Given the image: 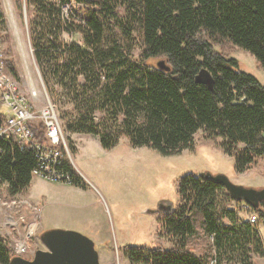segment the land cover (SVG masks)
Wrapping results in <instances>:
<instances>
[{"label":"trees","instance_id":"1","mask_svg":"<svg viewBox=\"0 0 264 264\" xmlns=\"http://www.w3.org/2000/svg\"><path fill=\"white\" fill-rule=\"evenodd\" d=\"M23 2L33 56L49 97L58 101L64 130L95 134L103 149L126 137L131 146L162 155L192 149L201 131L233 158L236 172L264 157V86L225 53L244 49L264 70V0ZM63 33L79 34L81 43ZM200 72L210 84L197 79ZM58 88L70 108L59 104ZM34 131L43 141V132ZM37 161L30 148L0 139V183L10 194L30 183ZM60 171L86 187L66 157ZM199 174L177 177L178 201L160 212L170 246L124 245L130 263L252 264L253 253L264 256L258 225L230 207L234 199L223 184ZM253 210L264 229V201ZM13 255L0 237V263Z\"/></svg>","mask_w":264,"mask_h":264},{"label":"rangeland","instance_id":"2","mask_svg":"<svg viewBox=\"0 0 264 264\" xmlns=\"http://www.w3.org/2000/svg\"><path fill=\"white\" fill-rule=\"evenodd\" d=\"M0 6L4 15L0 28L10 78L34 109L39 110L50 99L59 115L58 101L49 97L33 56L23 0L21 11L16 0H0ZM62 36L66 41L81 43L79 34L63 33ZM214 48L226 49L222 45ZM225 53L235 57L240 67L256 76L264 86V70L253 55L236 46L226 49ZM31 86L34 97L30 95ZM57 90L61 95L59 104L70 108V104H65V93ZM64 127H61L64 156L86 187L47 180L32 173L30 183L18 193L3 192L6 196L0 203V237L7 241L14 254L31 258L37 248H44L39 233L56 227L89 236L98 251L100 264H133L124 256V245L156 242L170 246L171 242L161 231L160 212L156 207L159 202L177 203L175 179L183 172H221L234 183L264 187V157L258 158L251 168L236 172L233 158L203 137L201 131L194 135L192 149L162 155L145 146L133 147L126 137H121L113 148L103 149L97 135L66 131ZM147 209L151 211L146 212ZM238 212L247 219L245 212L239 209ZM254 223L264 243V229L257 220ZM252 264H264V256L253 253Z\"/></svg>","mask_w":264,"mask_h":264},{"label":"built area","instance_id":"3","mask_svg":"<svg viewBox=\"0 0 264 264\" xmlns=\"http://www.w3.org/2000/svg\"><path fill=\"white\" fill-rule=\"evenodd\" d=\"M2 19L0 17V27ZM29 89L30 95L34 97V87ZM49 100L39 110L34 109L33 104L22 95L10 78L6 66L3 32L0 28V139L13 140L19 146L28 147L36 153L37 167L32 173L47 180L64 182L69 178L60 171V165L65 158L64 150L60 148V144L64 142L63 133L58 112ZM34 127L43 132V141L36 140ZM3 192H8L7 185L0 183V203L6 196ZM233 202L230 207L245 212V217L253 223L257 220L251 205L245 201Z\"/></svg>","mask_w":264,"mask_h":264},{"label":"water","instance_id":"4","mask_svg":"<svg viewBox=\"0 0 264 264\" xmlns=\"http://www.w3.org/2000/svg\"><path fill=\"white\" fill-rule=\"evenodd\" d=\"M160 68L167 69L163 60L156 62ZM198 80L210 84V77L205 72H200ZM201 176L209 178L216 183H221L234 200H242L257 208L264 201V187L254 188L234 183L229 177L221 172L211 173L201 171ZM171 204L159 202L156 209L163 210ZM151 211L147 209L146 212ZM39 239L44 248H37L31 258L20 254H14L8 264H100L98 251L94 241L87 235L71 229L46 228L39 233Z\"/></svg>","mask_w":264,"mask_h":264},{"label":"flooded vegetation","instance_id":"5","mask_svg":"<svg viewBox=\"0 0 264 264\" xmlns=\"http://www.w3.org/2000/svg\"><path fill=\"white\" fill-rule=\"evenodd\" d=\"M159 204V203H158ZM165 204V203H164ZM166 205V204H165ZM167 209V208H166ZM163 210H165V209H163ZM159 212H161V210H159Z\"/></svg>","mask_w":264,"mask_h":264}]
</instances>
